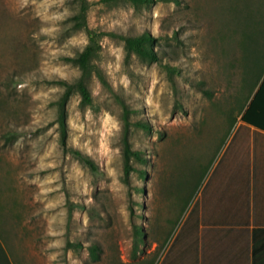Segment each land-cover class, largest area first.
<instances>
[{
    "label": "rangeland",
    "instance_id": "1",
    "mask_svg": "<svg viewBox=\"0 0 264 264\" xmlns=\"http://www.w3.org/2000/svg\"><path fill=\"white\" fill-rule=\"evenodd\" d=\"M82 1L91 28L149 33L159 59L128 56L120 37L103 35L93 62L107 85L92 76L87 107L71 94L65 147L58 101L62 81L81 74L65 58L88 43L74 28ZM263 73L264 0H0V243L10 262L156 264ZM126 107L129 141L147 160L127 179Z\"/></svg>",
    "mask_w": 264,
    "mask_h": 264
},
{
    "label": "crops",
    "instance_id": "2",
    "mask_svg": "<svg viewBox=\"0 0 264 264\" xmlns=\"http://www.w3.org/2000/svg\"><path fill=\"white\" fill-rule=\"evenodd\" d=\"M235 123L156 264H264V130Z\"/></svg>",
    "mask_w": 264,
    "mask_h": 264
},
{
    "label": "trees",
    "instance_id": "3",
    "mask_svg": "<svg viewBox=\"0 0 264 264\" xmlns=\"http://www.w3.org/2000/svg\"><path fill=\"white\" fill-rule=\"evenodd\" d=\"M119 1H128L133 5L140 7L143 5H150L154 0H99V3L112 4ZM88 4L86 1H82L80 10L73 16L74 28L85 29L88 34V43L84 49L75 56H68L65 59L78 66L81 71L80 76L74 82L62 81L65 86V92L58 101V119L62 130V144L67 146V123H66V104L72 93L77 92L81 97L80 105L87 107L93 104V96L89 87V80L93 75H96L102 83L107 85V81L101 70L93 62L94 58L101 50L100 38L109 34L112 36L120 37L124 41V48L126 54L137 55L141 60L147 62H154L159 59V55L153 49L155 39L149 33H143L139 35H122L115 32L100 31L95 28H91L87 23ZM264 75V73H263ZM262 75V77H263ZM261 77V78H262ZM260 78V79H261ZM125 122V136L123 139V158H124V172L125 178L130 175L131 171L135 170L134 163H147V160L140 150H135L131 145L128 137V129L130 127V114L129 109L125 108L124 113ZM241 119L264 130V78L259 86L258 91L254 95L253 99L247 105L246 110L241 116ZM140 126L148 128L147 124L140 123ZM69 150L82 162L85 166L89 167L93 172H99L98 164L88 155L83 153L79 149L69 148ZM140 173L144 175V171ZM83 207V206H82ZM73 206L70 207V214L72 213ZM90 255L92 259L97 260L99 258L98 247L93 246L90 249ZM0 264H12L9 260L5 249L0 243Z\"/></svg>",
    "mask_w": 264,
    "mask_h": 264
}]
</instances>
